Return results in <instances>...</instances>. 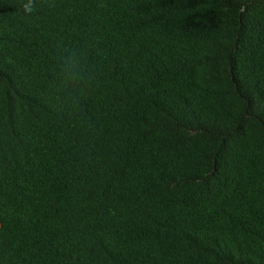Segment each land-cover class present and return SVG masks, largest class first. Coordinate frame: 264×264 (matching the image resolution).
<instances>
[{
    "label": "trees",
    "instance_id": "trees-1",
    "mask_svg": "<svg viewBox=\"0 0 264 264\" xmlns=\"http://www.w3.org/2000/svg\"><path fill=\"white\" fill-rule=\"evenodd\" d=\"M0 0V264H264V0Z\"/></svg>",
    "mask_w": 264,
    "mask_h": 264
},
{
    "label": "clouds",
    "instance_id": "clouds-1",
    "mask_svg": "<svg viewBox=\"0 0 264 264\" xmlns=\"http://www.w3.org/2000/svg\"><path fill=\"white\" fill-rule=\"evenodd\" d=\"M22 10L26 14H31L34 11V0H27V2L23 4Z\"/></svg>",
    "mask_w": 264,
    "mask_h": 264
}]
</instances>
